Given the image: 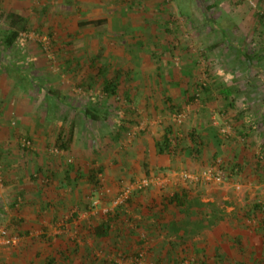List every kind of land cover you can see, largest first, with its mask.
I'll return each instance as SVG.
<instances>
[{
    "label": "rangeland",
    "instance_id": "obj_1",
    "mask_svg": "<svg viewBox=\"0 0 264 264\" xmlns=\"http://www.w3.org/2000/svg\"><path fill=\"white\" fill-rule=\"evenodd\" d=\"M230 1L236 2L234 8ZM221 2L226 6L213 10L209 0H0V33L8 29L6 16L16 13L13 4L27 6L21 12L34 18L23 33L28 36L26 54L18 49V58L27 62L37 57L30 70L36 83L33 109L38 111L31 117L41 134L42 154L63 168L53 173L47 190L52 192L54 182L70 173L69 185L58 186L70 197V206L56 223L14 233L0 215V229L20 240L0 257V264H199L204 257L205 264L263 263L264 257L260 262L257 256L264 232L257 223L264 217L255 205L264 206V181L246 183L242 161H234L237 154L243 160L247 149L240 130L253 138L263 128L264 35L257 40L240 35L238 44L257 52L242 55L232 35L237 27L230 23L255 11L264 16V3ZM89 21L105 22L85 25ZM212 45L216 49L210 50ZM117 72L120 88L110 97L103 84ZM227 88L232 90L228 100L222 93ZM50 89L57 97L54 117L47 122L45 91ZM186 89L196 97L187 106ZM169 98L181 110L173 111ZM171 125L180 141L172 156L160 157L155 140ZM194 134L201 138L196 156L190 154ZM60 138L71 139L69 150L59 148ZM36 141L31 140L30 152L38 150ZM219 161L224 183L189 189L192 199L206 205L200 217L217 215V226L184 242L173 239L165 226L183 215L165 206V199L185 191L178 175L201 174ZM41 162L45 180L52 165ZM154 178L166 184L142 186ZM104 223H112L111 237L97 239L94 231L99 233ZM218 251L227 260L217 263Z\"/></svg>",
    "mask_w": 264,
    "mask_h": 264
},
{
    "label": "crops",
    "instance_id": "obj_2",
    "mask_svg": "<svg viewBox=\"0 0 264 264\" xmlns=\"http://www.w3.org/2000/svg\"><path fill=\"white\" fill-rule=\"evenodd\" d=\"M157 1H160L161 4L169 2V0ZM209 2L208 8L213 10L224 8V5L226 4L221 2V0H209ZM261 2L264 3L263 1ZM229 5L234 8L236 2L231 3L230 1ZM13 6L16 8L14 12L27 19L29 21V25L30 21H34V18H31L32 20L29 19L31 14L27 15L29 17L28 18L21 12L22 8L25 6L20 7V5L14 4ZM261 7H264V5L262 4ZM25 8L28 9L27 6ZM32 11H34V8H32ZM37 23L40 22L38 21ZM230 24L234 28L237 27V29L233 31V33H235H232V35L236 39L234 42L237 43V45L234 44V46H237L238 52L242 55L245 53L246 55L250 53L252 54L253 51L249 48V46H242L238 44H242V40H239V36L242 34L244 36L250 35L252 36L251 40L255 38L256 40L263 38L262 36L264 35V30L262 29V26H264V23L261 22L258 17V13H256V11L253 14L248 13L246 19L238 20L235 21V23ZM254 31H256L257 35L254 34ZM7 34V29L0 33V173L4 182L3 186L5 185L0 188V215L2 217H7V223L12 229V232L28 234V228L34 230L36 228L44 227L47 225V222L56 223L57 220L61 218L62 213H66L67 207L70 206L68 205L70 197L65 195L63 191L59 190L58 186L69 185L70 173L68 171L64 172L63 180L60 181L57 179V182H54L53 190H51L53 185L50 187L52 192L47 190L49 182H53V173L55 174L59 169L63 168L61 167L60 161L54 159L51 163L47 161L45 155L42 154L43 149H41V141L38 140L41 134L34 129L35 126L33 121L36 120L31 117L32 114L34 115L36 110L38 111V109H33L34 95L32 92L33 90L34 92L36 91V83L32 77L31 71V68H34L32 60H37V57H33L34 59H30L31 61L27 62L22 60L21 58L24 57L22 55L26 54V39H22L19 36L15 47L7 48L4 45L5 36ZM18 49L23 52L22 55H20V59L18 58ZM254 53V55L257 54L256 51ZM251 56L252 55H248L247 57ZM49 93V91L47 93L45 91V99L48 104L47 122L49 120L51 121L54 117L53 113L56 106L55 98H53ZM36 107H38V104ZM260 118L263 119L264 116H260ZM262 124L263 128H261V131H258V136L253 137L254 139L252 136L249 137V135H245L244 129L240 130V138L244 140L243 143L246 144L247 149L244 148L246 151L244 150L243 160H240L241 156H239V154L235 155L234 163L236 162V165L242 161V165L240 166L244 169L245 173L243 171L241 177L249 184H260L264 181V170L262 169V165L264 166V160L263 162L260 160V158L264 159L263 156L261 157V154H264V142H259L264 137V120L262 121ZM248 137L250 141L247 140ZM23 138H26V140L30 142L31 140L34 142L37 140L36 144L38 146V150L30 152V150H32V146L29 148L24 147ZM255 142L259 146L257 149L255 147ZM251 144L254 147L251 146ZM236 150V153H238L239 149L236 148ZM38 154L40 156H38ZM64 155H66L65 152ZM259 155L260 157H258ZM42 158L45 159L44 166H46V164H48V166L49 164L52 165V171L50 169L47 173L49 177L47 178L48 175L44 176L45 180L41 177L44 175V169L41 168V165L43 166V163L41 162ZM37 167L38 169H36ZM36 170L38 171L37 173H35ZM237 170L239 172V168ZM181 175H178L177 182H181L183 185L186 184L185 188H197L202 184L214 185L195 182L194 184L188 183L191 185L190 186L187 185V182L183 181ZM62 181L63 184H60ZM178 184L179 183H175L176 186H179ZM242 212H244V210ZM259 216L260 218L264 217L262 215ZM257 224L258 230H263L264 232V218L262 222L260 221ZM53 227L54 226L51 225V228ZM259 248L257 257L258 259L260 258L259 261L261 262V257H264V246L262 247L259 245ZM7 251L8 250H5L0 257L3 258L4 254L8 256L9 253ZM262 264H264V260Z\"/></svg>",
    "mask_w": 264,
    "mask_h": 264
},
{
    "label": "trees",
    "instance_id": "obj_3",
    "mask_svg": "<svg viewBox=\"0 0 264 264\" xmlns=\"http://www.w3.org/2000/svg\"><path fill=\"white\" fill-rule=\"evenodd\" d=\"M263 1L264 0H260ZM258 17L260 18L261 22L264 21V16L261 14H258ZM6 21L8 23V34L5 36V41L4 45L7 48H14L16 45L17 40L19 39V36L21 33L27 32L29 29V21L25 19L23 16H21L18 13H9L6 16ZM105 21H89L85 22V25H101ZM218 47V46H217ZM210 50L216 49L215 45H212L209 47ZM116 75L114 76L113 79L105 80L103 84V91L107 93L110 97H113L117 95L118 90L120 88V82H119V76L121 75L120 72L115 73ZM232 90L230 88L223 89L222 93L225 97V99H229L232 96ZM50 95L53 98H56L57 96L55 95L54 91H49ZM192 91L189 89L185 90V95L183 96V101L185 102V105H191L194 104L196 101V97L192 96L191 94ZM170 108L175 111H179L181 109H177V106L181 108L180 104L176 105L174 101H172L171 98L168 99ZM234 106V105H231ZM180 113H182L180 111ZM88 117H91L92 119H98V116H94L90 113H87ZM59 148L64 149V150H69L70 145H71V139L65 140V138H60L59 139ZM191 140L193 143V150L191 151L190 154H194V156L200 154V150L198 149L201 146V138L197 137V135H192ZM180 141L179 137L176 136V132L173 129L172 125L166 128L164 136L158 141L157 138L155 140V148L157 153L159 154L160 157H166L167 155H171L175 153V145ZM201 149V147H200ZM264 157V154H261V157ZM260 157V155L258 156ZM260 160L263 162L264 159L260 158ZM262 169L264 170V166L262 165ZM235 172V169H234ZM199 175V174H197ZM92 178V177H91ZM197 183H203V182H197ZM192 184V183H190ZM189 184V185H190ZM194 184V183H193ZM151 188L153 185L150 186ZM149 187V188H150ZM189 188H185V191H176L173 193V195L168 196L166 200L165 206H173L175 208H178L179 211L182 213L183 218H178L175 221L170 222L168 225L165 226V230L169 236H171L173 239H177L179 241H186L187 238H192L193 236L198 235V233L203 232V230L207 229H212L217 226L219 217L217 215H214L212 219H207L209 218L206 214L205 216L207 218H202L203 214L201 213V209L205 207L206 205L202 204L200 201L201 199L197 197L196 200L192 199L190 194H189ZM196 202V203H193ZM209 205H207L208 207ZM256 209L261 212V215L264 216V206L263 205H255ZM198 210H200L198 212ZM218 210V209H217ZM219 212V211H217ZM200 214V215H199ZM194 218V219H193ZM111 221V220H110ZM112 222V221H111ZM111 232H112V223H104L102 225V230L98 233L97 231H94L95 236L97 239H106L111 237ZM235 242L240 246L242 244V241L239 237L235 239ZM172 243V242H171ZM236 244V245H237ZM175 248V245L173 243V249ZM228 249V248H227ZM226 249V250H227ZM225 250V249H224ZM225 252V251H224ZM173 253V252H171ZM227 252H225L226 254ZM228 255V254H227ZM223 254H221L220 251L216 252L214 256V260L216 262H223L224 260H227L228 256L225 258ZM202 261H198L200 264H205L206 260L205 257L201 258ZM170 260H173L174 258L170 256ZM175 264H178L176 261L174 262Z\"/></svg>",
    "mask_w": 264,
    "mask_h": 264
},
{
    "label": "built area",
    "instance_id": "obj_4",
    "mask_svg": "<svg viewBox=\"0 0 264 264\" xmlns=\"http://www.w3.org/2000/svg\"><path fill=\"white\" fill-rule=\"evenodd\" d=\"M250 3L254 8L257 7V5L253 1H250ZM20 37H22V39H25L28 36L26 34L22 33L20 35ZM176 118H178V119L184 118V115H178V116H176ZM181 121L182 120H180V122ZM31 145L32 144L30 141H28V140L23 141L24 147L29 148V147H31ZM181 177H182L183 181H185L187 183H195V182L201 181L205 184H222V183H224V181L226 179V175H225V173L222 169V166H221V161H219V163L216 166L205 169L199 175H194L192 173L187 172V173H183L181 175ZM157 184L158 185H165L166 181H163L160 178L145 179L142 181L143 187H149L151 185H157ZM0 185H3V181H2L1 177H0ZM129 193H130L129 190L126 191L122 198H124V200H127L129 197ZM119 202H121V201H119ZM19 241H20L19 238L17 236L12 235L8 229H6V228L0 229V255L5 250L16 246L19 243Z\"/></svg>",
    "mask_w": 264,
    "mask_h": 264
}]
</instances>
